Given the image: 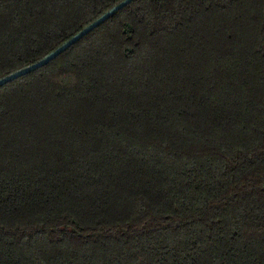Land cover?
<instances>
[{"label": "trees", "instance_id": "obj_1", "mask_svg": "<svg viewBox=\"0 0 264 264\" xmlns=\"http://www.w3.org/2000/svg\"><path fill=\"white\" fill-rule=\"evenodd\" d=\"M121 0H0V78ZM0 264H264V0H132L0 85Z\"/></svg>", "mask_w": 264, "mask_h": 264}, {"label": "water", "instance_id": "obj_2", "mask_svg": "<svg viewBox=\"0 0 264 264\" xmlns=\"http://www.w3.org/2000/svg\"><path fill=\"white\" fill-rule=\"evenodd\" d=\"M132 0H121L119 3L115 4L114 6H112L110 9H108L107 11H105L104 13H102L98 18H96L94 21H92L91 23H89L88 25H86L85 27H83L81 30H79L77 33H75L73 36H71L68 40H66L65 42H63L62 44H60L57 48H55L54 50L50 51L49 53H47L44 57H42L41 59H39L36 62H33L31 64H29L28 66H25L21 69H18L4 77L0 78V85H3L4 83L13 80L15 78H18L21 75H24L40 66L45 65L46 63H48L50 60H52L53 58H55L59 53H61L62 51H64L69 45L73 44L74 42H76L78 39H80L82 36H84L85 34H87L89 31H91L93 28H95L96 26H98L99 24H101L104 20H106L109 16H111L112 14H114L117 10L121 9L122 7H124L125 5H127L129 2H131Z\"/></svg>", "mask_w": 264, "mask_h": 264}]
</instances>
